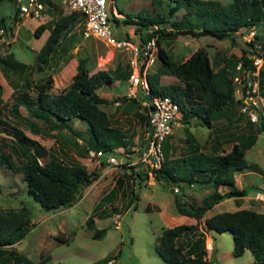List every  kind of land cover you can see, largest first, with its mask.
Returning a JSON list of instances; mask_svg holds the SVG:
<instances>
[{
	"label": "rangeland",
	"instance_id": "rangeland-1",
	"mask_svg": "<svg viewBox=\"0 0 264 264\" xmlns=\"http://www.w3.org/2000/svg\"><path fill=\"white\" fill-rule=\"evenodd\" d=\"M11 1L13 0H0V18H3L6 26H10L6 37L0 40V58L6 57L19 62L25 65V69H4L0 61V149L10 153L15 164L26 161L28 154H24V148L13 136L14 129H19L40 144L44 153L40 158L41 162L56 157L65 164H82L93 171L103 159L94 157L91 154L94 150L87 145L90 139L87 121L73 120L71 128L51 130L48 124H42L30 114L28 103H18L16 99L26 95L29 101L34 100L38 91L37 84L46 83L49 79V92L64 91L82 57L87 58L89 72L108 69L113 75L117 70L122 71L123 75L128 70L131 72L132 57L128 51L118 50L112 44H106L91 34L86 35L80 31L71 50L61 56L55 54L48 63L41 65L36 56L49 29L59 15L68 14L70 10L63 0H51L52 6L47 8L42 17H24L12 22L15 6ZM152 1H115L114 6L122 13L118 14L120 22L112 21L117 29V37L127 35V39L133 42L139 40L136 25L127 24L124 19L135 17L144 8L151 12L159 10L167 15L166 0H160V8ZM182 13L183 10L179 9L170 19H179ZM40 24H44L46 28L37 37L34 29ZM162 27L173 31L169 22ZM150 29L145 31L150 32ZM129 33L135 36L130 37ZM254 34L258 36L257 43L264 42L263 25L245 30V33L237 34L234 39L189 32L177 34L175 38L165 34L161 42V46L176 62L188 59L198 47L203 48L211 59L217 54L228 58L233 76L237 78L233 80L237 101L226 110L227 118H217L212 127H207L195 115H189L186 120L182 117L178 120L179 125L167 137L168 156L175 158L185 153L186 130L194 135L203 148L207 147L215 152H227L234 143L251 134L255 135L256 142L246 149L245 157L256 168L243 170L235 176L236 188L247 189L244 196L223 199L199 221L196 218L188 220L185 215L176 211L175 196L180 194L182 200L194 199L200 203L208 195L210 188L195 184L176 192L170 182L157 177L154 171L146 175L136 172L134 166L105 162L98 179L83 187V194L78 201L69 207L46 211L27 193L22 174L13 172L3 162L0 163V209L17 210L26 206L30 221L35 222L34 226L30 224L25 237L14 247L15 250L27 256L34 264H166L156 249L157 238L162 229L197 222L199 229L205 233L207 258L213 264H251L254 257L250 249H246L241 256H234L232 233L208 231L204 219L222 210L252 208L257 212H264V77L258 72L261 66L255 65L256 68L253 69L251 65L244 63L245 57L251 58L249 56L253 49L248 40ZM244 79L247 84L243 82ZM169 82L179 83L173 76L162 75L161 83ZM129 86L128 77H116L111 84L103 85L97 91L106 98L127 96L125 101H111L101 106L109 114L114 128L106 141L112 143L111 149L118 160L122 157L134 160L146 137L147 112L143 104L145 95L141 93L135 99L129 97ZM245 86L249 89L243 90ZM241 115L243 116L239 119ZM32 124L39 128L38 132L32 128ZM98 203L100 206L94 214V227L89 229L86 218ZM100 212L106 214L99 215ZM115 220L119 222L118 225H115ZM102 228L106 229L105 234L100 238H93L95 229ZM3 255L6 257L7 253L4 252Z\"/></svg>",
	"mask_w": 264,
	"mask_h": 264
},
{
	"label": "trees",
	"instance_id": "trees-1",
	"mask_svg": "<svg viewBox=\"0 0 264 264\" xmlns=\"http://www.w3.org/2000/svg\"><path fill=\"white\" fill-rule=\"evenodd\" d=\"M41 1L47 8L52 6L51 0ZM166 2H168L167 15L159 10L151 12L144 8L135 17L124 19L127 24L136 25L142 41L157 34L159 59L155 69L147 74L149 93L151 96L170 95L178 103L185 120L189 115H195L205 126L212 127L215 120L226 116V110L237 101L236 87L233 84L234 74L228 64V58L217 54L211 59L203 48L198 47L188 59L176 62L161 46L163 35L169 34L170 37L175 38L177 34L190 32L234 39L237 34L245 33V30L264 26V0H231L229 3H223L220 0H166ZM152 3L158 8L162 4L160 0H153ZM179 9L183 10L181 17L170 19ZM112 18L114 23L120 22L118 16H112ZM18 19V9L15 7L12 22ZM166 22L170 23L173 31H167L162 27ZM0 27H4L6 33L10 28L4 24L3 18H0ZM82 27V13L70 11L68 14L59 15L37 53L38 63L45 65L53 55L61 56L71 50L78 35L81 34ZM45 28L44 24L36 26L34 34L37 37L40 36ZM149 28L153 30L150 33L147 32ZM258 40L255 34L248 40V44L252 46V52L256 53L255 44ZM0 61L4 69L12 71L25 69V65L6 57L0 58ZM252 61L253 58H244L245 65L249 64L254 68ZM259 73L264 77V64ZM163 74H172L179 83L161 84L160 79ZM129 75L130 70L124 75L120 70L113 75V72L108 69L91 73L87 68V58L82 57L76 65L71 82L64 91L49 92L51 88V79H49L46 83L37 84L38 91L34 100L29 101L26 95H21L16 101L28 103L30 114L42 124H48L51 130L71 128L73 120L87 121L90 136L87 142L89 149L106 152L113 146L106 140L107 137L110 138L109 133L114 128L111 126L109 114L101 106L111 101H125L127 96L105 98L97 91L103 85L111 84L116 77L124 78ZM243 82L247 83V80L244 79ZM245 88L247 87L245 86L243 90ZM135 97L131 98L135 99ZM239 102L243 103L242 100ZM32 126L36 132L39 131L35 124ZM186 134V151L175 158L168 156L169 140L166 138L163 142L165 160L161 168L154 173L178 189L185 190L195 184L211 189L200 203L194 199L182 200L180 194L175 196L176 211L199 221L221 200L242 197L247 193L246 188L241 190L236 188L235 176L243 170L256 168L245 157L246 149L256 140L255 135L251 134L240 142L234 143L229 151L215 152L207 147L203 148L191 132L186 130ZM13 136L24 148V154L27 153L28 157L26 161L15 164L11 154L1 148L0 163L5 162L13 172L22 174L23 180L26 181L27 193L46 211L73 205L82 196L83 187L89 186L98 179L105 165L102 161L98 168L89 171L82 164H65L56 157L41 162L40 158L44 153L34 138L24 135L19 129H14ZM186 183L187 186H185ZM99 206L98 203L86 218L89 229L94 227V214ZM100 214L105 215L106 212H100ZM204 222L208 231L232 233L234 256H241L246 249H250L254 257L251 264H264V212H257L252 208L222 210L206 217ZM30 224L26 206L17 210L0 209V247L10 246L23 239ZM197 224H181L162 229L157 238L156 249L166 264H213L207 258L205 233ZM105 232V228L95 229L92 237L100 238ZM4 252L7 255L0 260V264H34L27 256L14 250L7 252L4 248H0V254Z\"/></svg>",
	"mask_w": 264,
	"mask_h": 264
},
{
	"label": "built area",
	"instance_id": "built-area-1",
	"mask_svg": "<svg viewBox=\"0 0 264 264\" xmlns=\"http://www.w3.org/2000/svg\"><path fill=\"white\" fill-rule=\"evenodd\" d=\"M63 1L70 11L82 13L83 27L81 32L83 34H91V36L106 44H112L118 50H125L130 53L132 71L128 77L130 86L127 94L129 97H137L141 93L145 95L143 104L147 112L146 137L142 146L137 150L136 158L129 160V158L122 157L118 160L112 149L106 152L103 150L91 151V154L98 159H103L106 163L134 166L136 172H143L149 175L152 171L161 168L165 160L163 142L173 132L174 127L179 125L178 120L182 119L183 114L178 103L170 95L151 96L149 93L147 74L153 71L159 59L157 34L147 37L144 41L139 37L137 42L127 39V35L123 38L117 37L115 24L112 25V16L117 17L118 14L121 15L122 13L114 6L116 0ZM12 2L18 9L19 18H40L47 10L46 5L41 0H14ZM153 28L156 29L157 26H153ZM152 31L150 29V32ZM6 35L4 27H0V40L4 39ZM128 36L133 37L135 34L129 33ZM255 49L257 50L256 53L255 51L252 52L249 57L253 58L252 64L254 66L259 65L262 67L264 63V47H262V43L255 44ZM255 68L256 66L253 69ZM235 78L236 76L233 77V80ZM177 190L178 188L175 187V191ZM118 224L119 222L115 220V225Z\"/></svg>",
	"mask_w": 264,
	"mask_h": 264
},
{
	"label": "crops",
	"instance_id": "crops-1",
	"mask_svg": "<svg viewBox=\"0 0 264 264\" xmlns=\"http://www.w3.org/2000/svg\"><path fill=\"white\" fill-rule=\"evenodd\" d=\"M14 1V0H13ZM12 2V1H11ZM163 75H167V74H163ZM168 75H170V76H173L172 74H168ZM162 77V76H161ZM173 77H175V76H173ZM176 78V77H175ZM160 81H161V79H160ZM129 82V81H128ZM162 84V83H161ZM106 98V97H105ZM222 201V200H221ZM219 203V202H218ZM218 203H216V204H218ZM216 206V205H215ZM94 209V208H93ZM93 212V210L91 211V213ZM187 218H188V220H190L191 218H194V217H191V216H186ZM185 217V218H186ZM96 222V221H95ZM30 223L34 226L35 225V222L33 223L32 221H30ZM193 223H197V222H193ZM22 240V239H21ZM20 240V241H21ZM20 241H18V242H16V243H14V244H12V245H10V246H6V247H9V248H13V249H6L5 248V246L4 247H0V248H4L5 249V251L6 250H14V251H16L17 253H19L17 250H15V248L14 247H16V245H18L19 243H20ZM210 243H209V241H208V245H209ZM19 254H21V253H19ZM5 255V254H4ZM2 253L0 254V260L3 258V256H4ZM23 255V254H22Z\"/></svg>",
	"mask_w": 264,
	"mask_h": 264
},
{
	"label": "water",
	"instance_id": "water-1",
	"mask_svg": "<svg viewBox=\"0 0 264 264\" xmlns=\"http://www.w3.org/2000/svg\"><path fill=\"white\" fill-rule=\"evenodd\" d=\"M188 184L186 183L185 186H187Z\"/></svg>",
	"mask_w": 264,
	"mask_h": 264
}]
</instances>
